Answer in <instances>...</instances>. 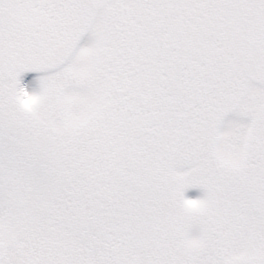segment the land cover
<instances>
[{
    "label": "snow or ice",
    "instance_id": "6c2138e0",
    "mask_svg": "<svg viewBox=\"0 0 264 264\" xmlns=\"http://www.w3.org/2000/svg\"><path fill=\"white\" fill-rule=\"evenodd\" d=\"M0 264H264V0H0Z\"/></svg>",
    "mask_w": 264,
    "mask_h": 264
},
{
    "label": "rangeland",
    "instance_id": "374dc122",
    "mask_svg": "<svg viewBox=\"0 0 264 264\" xmlns=\"http://www.w3.org/2000/svg\"><path fill=\"white\" fill-rule=\"evenodd\" d=\"M200 192V189L198 188H190L187 190L188 195H196Z\"/></svg>",
    "mask_w": 264,
    "mask_h": 264
}]
</instances>
